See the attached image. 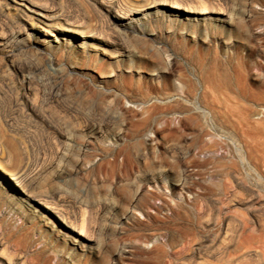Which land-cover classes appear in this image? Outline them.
I'll return each instance as SVG.
<instances>
[{
	"label": "rangeland",
	"instance_id": "obj_1",
	"mask_svg": "<svg viewBox=\"0 0 264 264\" xmlns=\"http://www.w3.org/2000/svg\"><path fill=\"white\" fill-rule=\"evenodd\" d=\"M162 1L0 0V264H264V0Z\"/></svg>",
	"mask_w": 264,
	"mask_h": 264
},
{
	"label": "bare ground",
	"instance_id": "obj_2",
	"mask_svg": "<svg viewBox=\"0 0 264 264\" xmlns=\"http://www.w3.org/2000/svg\"><path fill=\"white\" fill-rule=\"evenodd\" d=\"M13 2H15V3H18L19 1H21V2H23L24 0H12ZM31 5H34V4H32L31 3ZM25 6V5H24ZM33 7V6H32ZM171 7V9L173 8V9H179V11L180 10H182L181 8H178V6H176L175 4H172V3H170V2H168L167 0H165V1H162V2H157V3H154L153 5H151V6H149L148 8H146L145 10H143V11H141V15L142 16H146L147 14H148V12H150L149 10H151L152 9V12H168V8H170ZM184 8V7H183ZM184 10V9H183ZM146 11V12H145ZM123 19H127L126 17H124ZM129 20V19H128ZM130 22V21H129ZM150 142V141H149ZM151 145V144H150ZM23 170V169H22ZM0 171H1V173H3V175H7V176H9L10 177V179L13 181V182H15V185L17 186V187H20L21 189L23 188L22 187V185H24L25 184V182L27 181L26 180V178L25 177H23L22 176V174H20L22 177H21V179H20V177H18L16 174H13V173H11L10 171H8L5 167H4V165L2 164V163H0ZM23 172V171H22ZM20 173V172H19ZM148 173H150V172H148ZM146 175V174H145ZM25 176H27V175H25ZM144 176V175H143ZM151 177V179L152 178H154L151 174H147L146 175V178L147 177ZM145 178V177H144ZM147 180V179H146ZM28 186V185H27ZM100 205V204H99ZM105 205V204H104ZM48 209H50V208H48ZM62 222H63V224L66 226V227H68V228H70V229H72L73 231H75V232H78V234L80 235V236H82V237H86V231L84 230V228H80V229H76L77 227H73V226H71V225H69L67 222L68 221H64V220H62ZM87 229H88V227H87ZM88 231V230H87ZM90 231V230H89ZM88 231V234H90V232ZM89 238V237H88ZM87 237L85 238V239H88ZM131 244H133V243H131ZM113 246V245H112ZM128 246H129V243H128ZM123 248V247H122ZM121 248V249H122ZM118 250V249H117ZM134 250V249H133ZM123 252H125V253H130V252H132V246L130 245L129 246V249L128 250H126V248L124 247V249H123ZM118 255H120L119 254V252H118ZM122 256V255H121ZM128 256V255H127ZM161 256V255H160ZM123 258V257H122Z\"/></svg>",
	"mask_w": 264,
	"mask_h": 264
}]
</instances>
